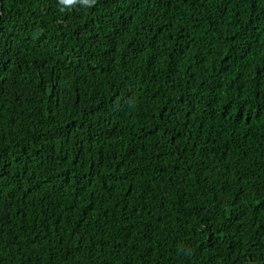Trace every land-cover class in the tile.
Listing matches in <instances>:
<instances>
[{"label": "trees", "instance_id": "trees-1", "mask_svg": "<svg viewBox=\"0 0 264 264\" xmlns=\"http://www.w3.org/2000/svg\"><path fill=\"white\" fill-rule=\"evenodd\" d=\"M0 264H264V0H0Z\"/></svg>", "mask_w": 264, "mask_h": 264}, {"label": "clouds", "instance_id": "clouds-1", "mask_svg": "<svg viewBox=\"0 0 264 264\" xmlns=\"http://www.w3.org/2000/svg\"><path fill=\"white\" fill-rule=\"evenodd\" d=\"M75 2L76 0H61V3L65 5H71ZM81 2L90 6L91 3H94V0H81Z\"/></svg>", "mask_w": 264, "mask_h": 264}]
</instances>
